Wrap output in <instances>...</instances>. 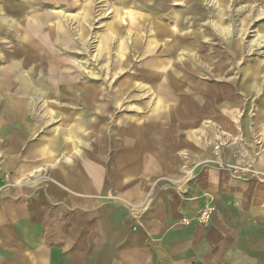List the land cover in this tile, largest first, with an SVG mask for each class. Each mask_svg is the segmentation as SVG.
Returning a JSON list of instances; mask_svg holds the SVG:
<instances>
[{
    "label": "rangeland",
    "instance_id": "1",
    "mask_svg": "<svg viewBox=\"0 0 264 264\" xmlns=\"http://www.w3.org/2000/svg\"><path fill=\"white\" fill-rule=\"evenodd\" d=\"M0 8V77L6 87L35 89L42 108L23 127L10 125L0 146L9 139L26 161L32 143L57 142L55 153L41 151L18 170L0 156V221L9 236L0 232V264H50L39 252L53 233L80 227L86 202L111 212L124 188L141 192L127 206L133 230L161 201L167 215L178 201L203 197L201 211L215 203L210 187L217 174L230 173L217 165L228 157L222 163L248 169L231 177L248 181L245 190L261 198L263 212L247 225L251 255L235 261L264 264V160L256 137L249 143L243 135L264 110V0H0ZM4 96L25 102L21 93ZM26 123L33 137L23 136ZM75 139L81 143L71 160ZM236 139L244 150L225 156L222 147ZM92 145L86 159L101 172L100 188L74 165ZM214 215L207 225L183 223L196 213L173 214L170 223L175 231L207 227Z\"/></svg>",
    "mask_w": 264,
    "mask_h": 264
},
{
    "label": "crops",
    "instance_id": "2",
    "mask_svg": "<svg viewBox=\"0 0 264 264\" xmlns=\"http://www.w3.org/2000/svg\"><path fill=\"white\" fill-rule=\"evenodd\" d=\"M13 93L18 95L21 93L23 97L20 99L25 100V102L20 100L16 102L10 96ZM4 95L10 96L9 98L12 99L5 102L3 101ZM37 95L35 89L26 90L23 87L0 86V138L13 131L10 125L23 127V121L26 118H32L34 113L42 109L38 108L39 104L36 103ZM44 107L50 108L51 104L46 103ZM256 116L261 123L252 129L249 125L243 135L249 143H255L254 138L256 137V145L261 148L264 160V136L262 134L264 110L258 111ZM51 117L55 116L50 115V119ZM24 126H26V130L22 132L23 136L25 138L33 137L36 130L28 127L27 123ZM44 137L40 138L39 144L44 141ZM101 140L97 137L96 144ZM80 143L78 139H75L68 147L69 159H73L75 150ZM241 143L240 139H236L222 147L223 151L226 152L225 156L230 151L233 154H239V148L242 147ZM249 143H245L246 146ZM39 146L34 142L26 148V163L25 160L19 159L18 149L8 139L7 143L3 142L0 146V156L6 157L7 169H11L15 165L16 170H18V168L33 166L41 151L48 155L55 153L57 142L52 141L51 138H46L44 147L42 145L44 149ZM87 148L85 157L83 156V159L75 162L74 165L89 185L100 188V186H104V182L100 179L101 172L98 171L93 162L86 159L90 153L95 151L96 147L92 145ZM240 150L244 149L241 148ZM220 160L226 163L232 161L230 157L227 160ZM48 162H50V157ZM109 173L111 174V172ZM215 178L216 180H212L210 194L215 196L214 204L218 211L207 227L185 228L179 231L172 229L170 222L174 218L173 214L175 218L179 219L181 215L192 216L196 213L197 216L202 208L201 203H203L197 201L205 200L203 197H195L184 199L189 204L176 200L178 201L177 210L171 214L173 207L170 206L167 215L164 213L165 203L161 201L160 204H157V208L153 209L152 207L143 216V226L133 230L136 227V222L126 214L127 206L132 207V204L140 198L141 192L129 187L120 191L122 202L115 204L114 208H111V212L103 208L102 202L98 200L93 201L97 204H93L92 207L89 204L91 201L81 205L79 208L82 215L81 226L78 227L75 224L73 228L74 232L81 228L80 237L77 232L70 231V227L68 229L64 227L61 231L54 233L51 232L55 237L51 238L50 247L46 248L47 252H45V248L42 252L43 248L41 247L39 254L50 256V259L49 257L47 259L50 264H241V262L235 261L237 256H250L252 253L248 241L253 236L249 232L248 224L254 220V217L263 214L261 205H259L261 198H256L255 194L251 195L247 191L249 184L246 182L248 181L234 180L230 173L222 172L217 174ZM132 181L127 173L124 174L122 183L125 186L131 184ZM117 184L119 186V183ZM87 194H89L85 195L87 198L94 197L89 192ZM177 195L179 196V194ZM168 200L171 202L170 198ZM209 203L208 201L207 204ZM146 205L147 202L142 206V209H145ZM14 216L17 217V213H14ZM245 223L247 224L245 225ZM19 228L20 225L18 224ZM0 232L9 238L8 227L5 222L0 221ZM71 232L74 234L72 235ZM244 243L247 244L245 248L240 247ZM35 254L38 255V250Z\"/></svg>",
    "mask_w": 264,
    "mask_h": 264
},
{
    "label": "built area",
    "instance_id": "3",
    "mask_svg": "<svg viewBox=\"0 0 264 264\" xmlns=\"http://www.w3.org/2000/svg\"><path fill=\"white\" fill-rule=\"evenodd\" d=\"M219 146L220 145H218L216 147V149H218ZM217 165H218L219 169H221V170H227V171H229L233 175H237L238 172L243 173L244 171H247L248 170V169L242 170L241 168H237V167L234 168L231 165H228V164H225V163H222V162H218ZM259 180L262 183H264V172L260 175ZM215 211H216V207L212 203V201H210V203L207 204L206 207H204L198 213V215L196 217L191 218V219H184L183 220V223L186 224V225H190L191 223L196 222V223H198L200 225H207L211 221V219H212Z\"/></svg>",
    "mask_w": 264,
    "mask_h": 264
},
{
    "label": "bare ground",
    "instance_id": "4",
    "mask_svg": "<svg viewBox=\"0 0 264 264\" xmlns=\"http://www.w3.org/2000/svg\"><path fill=\"white\" fill-rule=\"evenodd\" d=\"M3 8V7H2ZM2 8H0V10H2ZM0 30L2 31V33L4 34V36L6 35L5 34V31H4V29H3V27H0ZM3 59V58H2ZM21 64V63H20ZM11 71H12V69H10ZM14 72V71H13ZM16 73V72H15ZM2 80V82H1V85L0 86H4V84H6L7 85V83L4 81V77L2 76V77H0ZM2 95V94H1ZM175 119H176V117H175ZM262 134H263V136H264V128H263V130H262Z\"/></svg>",
    "mask_w": 264,
    "mask_h": 264
}]
</instances>
